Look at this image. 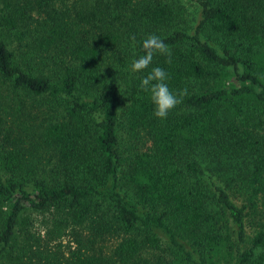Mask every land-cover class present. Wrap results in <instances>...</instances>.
Masks as SVG:
<instances>
[{
    "label": "trees",
    "instance_id": "1",
    "mask_svg": "<svg viewBox=\"0 0 264 264\" xmlns=\"http://www.w3.org/2000/svg\"><path fill=\"white\" fill-rule=\"evenodd\" d=\"M196 1L187 28L179 0H0V264L32 213L46 243L88 225L87 248L13 264H264V0ZM153 33L171 55L132 72ZM156 66L188 92L163 120L140 86Z\"/></svg>",
    "mask_w": 264,
    "mask_h": 264
},
{
    "label": "rangeland",
    "instance_id": "2",
    "mask_svg": "<svg viewBox=\"0 0 264 264\" xmlns=\"http://www.w3.org/2000/svg\"><path fill=\"white\" fill-rule=\"evenodd\" d=\"M179 2H181L185 7L187 23L186 27L189 28L191 26H196L200 20V8L197 1L179 0ZM9 45L11 49H14L16 44L15 42H12ZM218 48L220 49V46ZM108 73L112 76L110 70ZM223 76L219 78V81L227 83L228 80L222 79ZM196 152H198V157L202 158L203 161H247V158L245 159V157H243L242 155H238L233 147H199ZM42 163L44 165H47L46 169H48L53 164L52 162L48 165L47 161H43ZM220 170L225 171L224 168H220ZM101 209L103 213H108V208L102 207ZM97 214L102 217L101 213ZM27 216L29 220L25 225L22 224L20 226L15 248L12 249L13 253L8 254V256L3 260L2 264H13L16 260L17 253H20V255L22 256L26 251V257L28 261L30 259H33V257L34 259H39V248H51V250L55 251L56 253L58 252L57 254L65 257H70L72 253L78 249L87 248L81 245V243L79 242V239H81V237L78 235L79 233H81L83 240H85V238H90L91 236L88 225L85 229H83V227L75 228L73 226H69L55 241L51 240L46 243V234L50 229L53 228V216L50 213H32L28 214ZM125 237V234H121L119 231L117 232L116 230H113L111 234L107 235V238H105L104 241L98 242V244L96 243V246L102 248V250L105 252H111ZM155 252L157 253V255H160L162 253L160 251ZM30 256L32 258H29ZM144 256L151 260V264H156L157 260L154 258L152 250H150L149 252H145ZM163 264H168V262L165 261Z\"/></svg>",
    "mask_w": 264,
    "mask_h": 264
},
{
    "label": "clouds",
    "instance_id": "3",
    "mask_svg": "<svg viewBox=\"0 0 264 264\" xmlns=\"http://www.w3.org/2000/svg\"><path fill=\"white\" fill-rule=\"evenodd\" d=\"M131 40L133 46H135V36L131 37ZM142 48L144 55L133 58L131 62L132 72H143L149 68L156 55H171L169 46L155 33L149 34L143 40ZM169 79L167 71L160 66H156L140 82L141 88L150 93V99L154 106L153 115L162 120L167 119L169 113L182 104L184 97L188 94L187 88L171 89L168 84Z\"/></svg>",
    "mask_w": 264,
    "mask_h": 264
}]
</instances>
